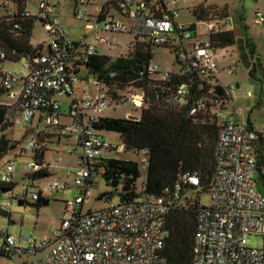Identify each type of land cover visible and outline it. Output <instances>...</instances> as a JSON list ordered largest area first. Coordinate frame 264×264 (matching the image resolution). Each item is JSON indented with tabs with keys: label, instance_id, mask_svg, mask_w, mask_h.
<instances>
[{
	"label": "built area",
	"instance_id": "obj_1",
	"mask_svg": "<svg viewBox=\"0 0 264 264\" xmlns=\"http://www.w3.org/2000/svg\"><path fill=\"white\" fill-rule=\"evenodd\" d=\"M183 1L190 0H117V7L124 16L135 21L131 30L135 39L154 46H167L176 52L179 61L176 70H165L155 61L147 68L148 73L159 74L162 81L170 82L175 75L189 77L188 84L177 87L171 104L181 106L192 97L189 89L198 77L202 97L195 102L191 114H203L201 123L207 124L210 120L218 128L209 203L201 204L203 195H198L202 185L200 174H185L175 186V199L180 198L179 191L185 186L197 190V195L188 194L178 200L180 208L188 209L200 201L193 264H264V195L256 177L260 168L264 178V157L259 166L254 153L256 143L262 142L264 146V131L240 119L242 109H237L234 101L236 89L226 88L217 81L221 50L213 48L210 41V35L232 29V23L225 27V22L207 21L209 38L205 41L199 36L195 38L191 24L179 21L177 5ZM85 2L79 0L80 4ZM39 4L41 12L37 16L48 32L49 44L40 54L23 60V72L6 71L0 63V84L9 91L11 102L5 105H14L20 111V122L33 127L35 118H40L27 151H37L42 134L47 132L74 141L68 152L80 151L81 164L74 183L79 195L66 203L62 226L55 230V240L16 238L8 228L0 229V257L13 260L24 255L45 254L39 260L24 264H168L163 255L165 228L174 203L167 196L171 192L169 188L159 197L142 194L131 202L83 213V205L94 186L97 165L104 159L114 158L111 153L119 150L94 127L111 100L107 88L97 81L96 95L79 94L76 84L81 80L82 67L98 53L97 49L85 44V38L80 42L69 40L68 28L57 18L50 0H39ZM26 14L31 15L29 11ZM75 15L80 20L86 17L79 7ZM255 22L264 25L263 12L256 14ZM101 23H105V29L110 32L128 31L122 22L105 18L94 29L88 25L91 33L99 35ZM5 58V52L0 50V60ZM144 74L142 72V76ZM59 96L71 99L68 110L63 109ZM145 101V93L135 89H130L124 100L135 108L143 107ZM63 118L69 122L63 123ZM142 162L146 164L147 160ZM60 164L58 160L53 167ZM24 169L36 174L49 172L50 165L34 159ZM15 171L16 165L8 162L0 182L11 185ZM69 187L67 182L55 181L46 185L28 184L19 193L15 192V187L10 188L4 193L10 205L0 203V211L11 213L14 201L30 207L47 199L51 192ZM249 235L262 237L263 245L249 248L246 242Z\"/></svg>",
	"mask_w": 264,
	"mask_h": 264
},
{
	"label": "trees",
	"instance_id": "obj_2",
	"mask_svg": "<svg viewBox=\"0 0 264 264\" xmlns=\"http://www.w3.org/2000/svg\"><path fill=\"white\" fill-rule=\"evenodd\" d=\"M113 2L117 7V0ZM27 3L28 0H0V50L6 54L5 60H0L2 64L6 61L16 63L31 59L44 50L43 45L35 47L32 44L35 24L40 21L43 26V21L37 15L26 14ZM106 12L107 10H103L101 20L107 18ZM194 13L199 20L212 21L209 11L203 7H196ZM218 18L220 22L226 23L225 27L229 25L227 11L221 12ZM190 29L195 38L198 37L196 24H191ZM210 41L213 48L226 50L237 45L240 39L236 37L233 29H230L219 35H210ZM159 47L167 48L173 54L174 70H176L179 67V61L175 51L167 46H154L148 42H140L137 38L131 43L126 55L113 59L97 53L85 65L89 75L107 88L110 100L118 105L125 100L123 93L127 94L130 89L146 95L145 105L136 108L140 110V116L137 119L130 118L134 116L125 118L101 116L94 125L100 135L103 132L118 133L126 150L144 154L147 163L141 162V164L147 169L145 185L141 190L137 187L138 178L141 176V164L137 162L117 158L104 159L97 165L96 171L102 172L108 186L121 188V202L134 201L142 194L159 197L169 188L171 192L167 196L174 200V203L165 228L163 255L168 264H193L200 201L188 209L180 208L177 206L178 200L186 197L189 192H193V196L197 195V190L195 187L185 186L179 191L180 198L175 199V186L183 175L198 173L202 183L201 193L198 195L209 194L214 175L218 128L210 120L207 124L201 123L203 114H191L195 102L202 97L201 91L198 90V77L194 79L196 83L189 89L192 97H188L183 105L174 106L171 100L177 87L188 84L189 77L175 75L172 81L167 82L160 80L159 74L148 73L147 68L155 61L154 50ZM142 72H145L144 76ZM8 94V89L0 84V129L2 130L12 124L8 118L10 110L18 111L14 105H5L8 102L6 100L9 99ZM62 138L69 139L67 136L51 132L42 134L40 148L35 151L34 159L45 163L50 145L60 144ZM10 145V140L0 136V160L8 153ZM263 152V143H256L254 153L258 158L259 166L264 157ZM258 173L257 183L264 195V178L260 174V168ZM47 175L48 172H41L29 177L35 181ZM16 185L14 182L11 185L0 182V192L3 193V189L14 188ZM101 196L104 199L112 198L111 193ZM44 203H48V200L41 199L30 206L39 208Z\"/></svg>",
	"mask_w": 264,
	"mask_h": 264
},
{
	"label": "rangeland",
	"instance_id": "obj_3",
	"mask_svg": "<svg viewBox=\"0 0 264 264\" xmlns=\"http://www.w3.org/2000/svg\"><path fill=\"white\" fill-rule=\"evenodd\" d=\"M51 6L56 11L57 18L67 26L69 32V40L80 42L85 38V44H91L103 55L111 56L116 59L124 56L128 52V46L135 39L131 33L135 25V21L124 16L115 6L113 0H86L80 4L79 0H50ZM83 9L86 17L80 20L76 17L77 8ZM203 7L209 11V17L212 21H219L218 16L221 12L227 11L229 19L232 21V29L238 39L246 37L251 38L259 49L261 62L264 66V25L256 24V14L264 13V0H190L180 2L177 8L180 10L179 21L187 24H196L198 36L201 40H207L208 22L205 19L199 20L194 9ZM28 11L33 15H39L41 12L39 0H28ZM103 10H107L106 16L108 20L122 22L128 29L127 32H110L105 29V23H101L99 28L102 30L100 34L91 33L92 30L88 25L97 27L100 22ZM215 19V20H214ZM48 32L43 28L42 23L37 21L32 37V44L37 47L49 44ZM218 59V68L216 71L217 81L226 88L234 87L236 89L235 107L242 109L240 119L248 125L256 129L264 131V78L253 82L250 79V71L248 66L243 62L240 47L237 45L220 51ZM155 62L165 70H174V56L169 49L164 47L155 48ZM6 71L23 72L24 62L3 63ZM81 80L76 84L79 94H87L94 96L98 93L99 87L96 80L89 75L86 67H82ZM239 85V87H238ZM126 93H123L125 96ZM63 103V109H69L71 99L67 96H59ZM6 101L11 102L10 99ZM233 107H231V111ZM109 118H125L129 116H140V110L136 109L129 103H121L117 105L115 102H109V108L103 114ZM11 121L4 130L0 129V136H5L11 141L8 153L0 160V179L1 174L5 170L8 162L16 165V171L13 174V181L16 183L15 192H21L28 184L46 185L55 181H64L69 184V189L58 192H51L48 195L49 204L24 207L19 206L17 201L13 202L11 213L0 211V229L8 228L9 233L16 238L33 237L37 241L55 240V230L61 228L62 220L66 212V203L73 201L79 191L74 186L76 171L80 168L81 158L80 151L70 154L68 148L74 143L72 139L62 138L60 144L50 145L49 151L46 153L45 162L50 165V176L43 179H35L32 181L29 175L32 172L25 170L24 166L34 162L35 151H27V145L33 138L32 128L20 122L21 113L11 109L8 115ZM63 123L69 122L67 118L62 119ZM39 117L35 118L33 125L38 126ZM101 136L114 147L119 148L113 151L111 156L117 159L140 163L144 159L143 153H137L132 150H126L123 146L122 139L118 133L103 132ZM60 160L58 167L53 164ZM141 176L138 178L137 187L142 189L147 180V169L141 164ZM259 173H256L258 177ZM121 188L118 189L108 186L103 178L102 172H98L94 178V186L91 196L83 205V213L90 211H98L110 205H118L121 203ZM111 193L112 198L99 200L102 194ZM193 196V192H189ZM0 203L10 205V200L0 192ZM209 203V195L206 193L201 198V204ZM247 246L249 248H260L263 245V239L257 235H249L247 237ZM45 254L38 256L16 257L10 259L0 257V264H24L39 260Z\"/></svg>",
	"mask_w": 264,
	"mask_h": 264
},
{
	"label": "flooded vegetation",
	"instance_id": "obj_4",
	"mask_svg": "<svg viewBox=\"0 0 264 264\" xmlns=\"http://www.w3.org/2000/svg\"><path fill=\"white\" fill-rule=\"evenodd\" d=\"M251 42H253V44ZM238 46L240 47L242 60L248 66L250 71V79L255 82L260 79V77L264 78V66L261 62L259 49L254 41L249 37H246L240 39Z\"/></svg>",
	"mask_w": 264,
	"mask_h": 264
},
{
	"label": "water",
	"instance_id": "obj_5",
	"mask_svg": "<svg viewBox=\"0 0 264 264\" xmlns=\"http://www.w3.org/2000/svg\"><path fill=\"white\" fill-rule=\"evenodd\" d=\"M229 23H230V24L232 23V21H231L230 19H229ZM238 87H239V85H238ZM131 118H132V119H137V117H131ZM8 190H9V189H3L2 192H3V193H6ZM99 200H104V197L101 196V197L99 198ZM19 206H24V203L20 202V203H19Z\"/></svg>",
	"mask_w": 264,
	"mask_h": 264
},
{
	"label": "crops",
	"instance_id": "obj_6",
	"mask_svg": "<svg viewBox=\"0 0 264 264\" xmlns=\"http://www.w3.org/2000/svg\"><path fill=\"white\" fill-rule=\"evenodd\" d=\"M251 39V38H250ZM97 52L98 53H100L98 50H97ZM101 54V53H100ZM103 55V54H102ZM111 57V56H110ZM113 58V57H112ZM3 68L5 69V67H4V65H3ZM118 105V104H117ZM120 105V104H119ZM36 118H38V117H36ZM34 122V121H33ZM37 127V126H36ZM36 127H34V125H33V127H32V129H31V131H34V129H36ZM78 152V151H77ZM74 154V153H73ZM80 158H81V155H80ZM51 174H50V170H49V172H48V175L47 176H45V178L46 177H48V176H50ZM47 200H48V197H47ZM49 204V200H48V203H44V205H48Z\"/></svg>",
	"mask_w": 264,
	"mask_h": 264
}]
</instances>
